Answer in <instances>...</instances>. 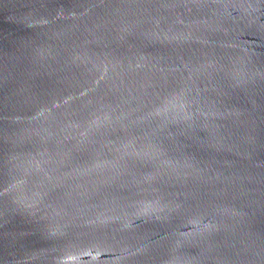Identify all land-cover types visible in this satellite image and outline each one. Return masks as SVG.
Returning a JSON list of instances; mask_svg holds the SVG:
<instances>
[{
    "label": "water",
    "instance_id": "water-1",
    "mask_svg": "<svg viewBox=\"0 0 264 264\" xmlns=\"http://www.w3.org/2000/svg\"><path fill=\"white\" fill-rule=\"evenodd\" d=\"M0 264H264V0H0Z\"/></svg>",
    "mask_w": 264,
    "mask_h": 264
}]
</instances>
